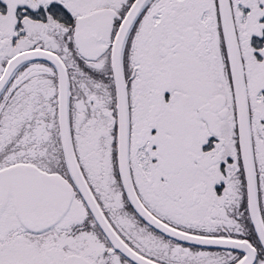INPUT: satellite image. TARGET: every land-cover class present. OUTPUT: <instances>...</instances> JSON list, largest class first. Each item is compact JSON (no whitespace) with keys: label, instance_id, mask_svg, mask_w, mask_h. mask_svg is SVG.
Wrapping results in <instances>:
<instances>
[{"label":"snow or ice","instance_id":"obj_1","mask_svg":"<svg viewBox=\"0 0 264 264\" xmlns=\"http://www.w3.org/2000/svg\"><path fill=\"white\" fill-rule=\"evenodd\" d=\"M0 264H264V0H0Z\"/></svg>","mask_w":264,"mask_h":264}]
</instances>
